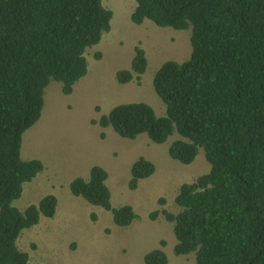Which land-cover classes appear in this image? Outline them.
I'll return each instance as SVG.
<instances>
[{
    "label": "trees",
    "instance_id": "obj_1",
    "mask_svg": "<svg viewBox=\"0 0 264 264\" xmlns=\"http://www.w3.org/2000/svg\"><path fill=\"white\" fill-rule=\"evenodd\" d=\"M135 3L134 24L191 28L190 56L165 60L153 76L165 115L132 101L93 122L126 138L146 134L156 143L178 134L168 153L183 164L202 149L210 170L180 186L178 212L161 209L174 223V252L195 253L196 264H264V0ZM113 16L102 0H0V264H32L17 239L41 216L53 217L58 204L54 194L24 210L14 204L24 183L44 169L40 159L21 158L23 133L39 120L51 81L69 95L87 74L86 52L111 30ZM130 61L115 71L117 83L141 80L148 63L144 48L137 45ZM154 171L155 164L140 157L131 168L130 189ZM107 178L95 165L89 180L75 178L70 190L112 211L116 225L128 226L139 216L131 205L112 206ZM144 262L168 264V257L155 248Z\"/></svg>",
    "mask_w": 264,
    "mask_h": 264
},
{
    "label": "rangeland",
    "instance_id": "obj_2",
    "mask_svg": "<svg viewBox=\"0 0 264 264\" xmlns=\"http://www.w3.org/2000/svg\"><path fill=\"white\" fill-rule=\"evenodd\" d=\"M102 2L113 10L112 28L87 50V74L69 95L62 93L60 82L51 81L39 120L23 133L21 158L40 159L44 169L24 183L14 204L24 210L48 194H54L58 204L53 217L41 216L36 225L21 231L17 246L29 254L32 264H145V254L155 248L166 253L168 264H196L195 253L174 252V223L161 209L178 212L175 197L180 186L210 170L204 151L183 164L168 153L178 134L156 143L146 134L126 138L111 126L93 122L113 106L132 101L146 102L158 116L165 115L152 79L165 60L189 58L191 28L161 27L150 20L137 25L130 19L135 0ZM137 45L148 60L141 80L117 83L115 71L130 66ZM96 52L100 59H95ZM140 157L152 161L155 171L130 189L131 168ZM95 165L108 172L112 206L131 205L138 214L130 225H116L112 211L72 194L70 183L77 177L89 180ZM162 198L164 204L159 202ZM154 211H159L155 219L150 216Z\"/></svg>",
    "mask_w": 264,
    "mask_h": 264
}]
</instances>
